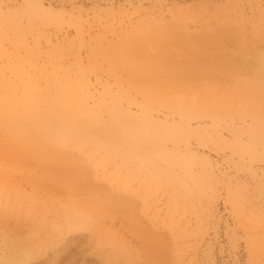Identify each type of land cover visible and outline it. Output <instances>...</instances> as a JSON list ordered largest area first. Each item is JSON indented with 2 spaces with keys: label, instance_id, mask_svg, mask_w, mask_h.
<instances>
[{
  "label": "rangeland",
  "instance_id": "1",
  "mask_svg": "<svg viewBox=\"0 0 264 264\" xmlns=\"http://www.w3.org/2000/svg\"><path fill=\"white\" fill-rule=\"evenodd\" d=\"M41 1L0 0V92L84 76L91 138L41 154L3 114L0 264H264V0Z\"/></svg>",
  "mask_w": 264,
  "mask_h": 264
},
{
  "label": "bare ground",
  "instance_id": "2",
  "mask_svg": "<svg viewBox=\"0 0 264 264\" xmlns=\"http://www.w3.org/2000/svg\"><path fill=\"white\" fill-rule=\"evenodd\" d=\"M22 8L31 17L37 16L43 21H52L55 12L44 5L41 0H23ZM8 21L9 13H2L0 22L8 23ZM13 41L16 44L20 43L17 36L13 38ZM9 69L15 74L17 82L22 85V89L17 94L13 90L14 80L6 81L9 90L5 96L0 92V120L4 114V121L7 123L14 141L32 151L47 154L53 149L52 146L69 142V140H73L76 144L91 138L88 136L84 138L75 137V126L85 125V119L92 115L87 105L90 83L84 76H80L76 83L68 80L57 81L54 84L40 87L32 78L24 81L15 66H9ZM2 71L3 68L0 66V75ZM54 77L56 76L54 75ZM0 83H2L1 80ZM123 88V86L117 85V91H122ZM103 91L106 94H112L105 83L103 84ZM79 92L82 93L81 96H79ZM147 103L151 104L152 102ZM202 107L204 106L201 104L191 103L190 106L179 107L177 110L180 116H193L200 112ZM207 116L212 119L217 118L212 115ZM142 119L148 123H153L146 113L143 114ZM85 132V129L81 130V133ZM106 134H112V129L109 128ZM132 138L129 139L136 140ZM96 145L105 146V142L98 139ZM253 148L256 149L255 145ZM114 151H118V148H114Z\"/></svg>",
  "mask_w": 264,
  "mask_h": 264
}]
</instances>
